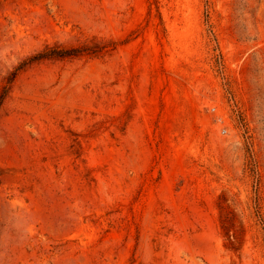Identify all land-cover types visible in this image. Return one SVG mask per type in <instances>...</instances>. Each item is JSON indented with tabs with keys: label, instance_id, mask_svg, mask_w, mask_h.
<instances>
[{
	"label": "rangeland",
	"instance_id": "374dc122",
	"mask_svg": "<svg viewBox=\"0 0 264 264\" xmlns=\"http://www.w3.org/2000/svg\"><path fill=\"white\" fill-rule=\"evenodd\" d=\"M4 86L0 264H264V0H0Z\"/></svg>",
	"mask_w": 264,
	"mask_h": 264
},
{
	"label": "trees",
	"instance_id": "16d2710c",
	"mask_svg": "<svg viewBox=\"0 0 264 264\" xmlns=\"http://www.w3.org/2000/svg\"><path fill=\"white\" fill-rule=\"evenodd\" d=\"M87 48H55L53 49L52 52H49L48 54H38L37 56H35V58L38 57H45L46 55H50V56H58V57H64V56H70V55H78L81 54L82 51H86ZM89 51V49H88ZM8 87L4 86L1 93H0V105L2 103V100L7 92Z\"/></svg>",
	"mask_w": 264,
	"mask_h": 264
}]
</instances>
